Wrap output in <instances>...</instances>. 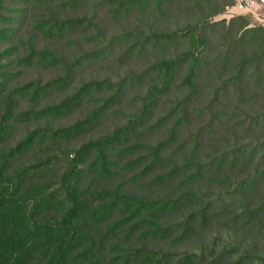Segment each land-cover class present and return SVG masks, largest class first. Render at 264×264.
<instances>
[{"label": "trees", "instance_id": "1", "mask_svg": "<svg viewBox=\"0 0 264 264\" xmlns=\"http://www.w3.org/2000/svg\"><path fill=\"white\" fill-rule=\"evenodd\" d=\"M27 1L45 12L37 30L66 41L71 53L30 41L20 55L16 46L2 48L13 31L0 28V264H264V26L243 15L210 22L205 7L213 0H191L195 22L179 20L168 32L152 21L146 33L142 13H161L169 2L106 0L122 27L108 36L95 17L60 15L85 0ZM185 1L177 0L176 14L191 11ZM123 44L124 58L152 46L165 57L118 80H78L84 65ZM37 66L59 75L16 83ZM171 93L172 108L150 124ZM129 94L140 104L132 113L119 107ZM84 107L82 118L55 126ZM110 115L127 120L72 148ZM27 123L42 125L11 145ZM185 127L188 137L174 147ZM162 129L154 144L137 140ZM158 240L172 250L149 245Z\"/></svg>", "mask_w": 264, "mask_h": 264}, {"label": "rangeland", "instance_id": "2", "mask_svg": "<svg viewBox=\"0 0 264 264\" xmlns=\"http://www.w3.org/2000/svg\"><path fill=\"white\" fill-rule=\"evenodd\" d=\"M60 1L63 0H54L53 6L58 5ZM165 2H169L166 4L168 9H164L161 13H142V15L145 16L143 20L146 22L143 25V29L144 31H146V33H149V30L151 28L150 23L152 21L157 23L155 25L156 28L160 27L161 29L170 32L172 31V29H174L179 20H182L180 21L181 25H186L189 23H193L198 19L197 11L192 10L194 7L193 1H185L184 7L186 9H190L191 11L185 13L184 15H178L174 10L177 0H165ZM226 2H233V5L225 7L221 14L215 17H210V14L216 9H222L223 5ZM240 4H243L245 8L240 9ZM106 7V0H85L81 4H77V6H75L74 8L65 7L63 9H60L59 13L64 18L95 17L99 21L101 27L105 29L108 36L117 34L120 35L122 33V27L117 24L115 20H112L110 18ZM205 8L208 16V21L210 22L220 23L222 21H226L228 24V22L234 17L243 15L247 17L252 27L258 25L264 26V0H213L212 5L210 7L207 6ZM44 13V10L38 7L36 4L32 3V1L26 2V0H3V3L0 4V28L12 29L13 35L11 37V43H6L2 45V48L13 45L18 48V54L23 55L26 53L27 44L31 41L34 43L35 48L38 50L49 49L51 51H58L60 53L65 54L71 53V50L67 48L68 45L66 41L48 39L37 30L36 23L40 18L43 17ZM213 32L214 33L212 34L213 36L211 39L213 47L216 48L217 45H219L221 27H215L213 29ZM82 37L84 36H76V38L81 40V43L84 45L85 48H91L92 46L87 44L89 42L85 41ZM128 46V44H123V46L115 48V50L110 54V56H108L103 61H97L93 62L92 64L84 65L79 72L78 80L82 79L84 81H91L101 80L104 78L118 80L120 77L126 76L128 71L140 72L141 70L146 69L149 64L155 62L159 58L165 57V53H163V49L161 47L152 46L151 50L147 55H136L133 58H124L125 55L123 54V52ZM167 53L172 55V47L168 50ZM58 75L59 70L57 69H50L46 66H37L31 69H26L23 74L19 77V79L16 80V83L25 84L29 81L34 80H42L43 82H45L46 80L57 77ZM207 84L212 85L210 79H208ZM145 88L146 87L142 88L141 94L145 91ZM209 90L210 89L208 88L205 94L203 95V104H205L207 100H209ZM56 100L57 99H51L48 101V103L50 101ZM139 105V102L134 100V95L129 94L126 97L124 103L119 107L123 109V111L126 113H132L137 109ZM173 105L174 97L172 96V93L161 98L158 107L154 110L155 116L153 119H151L150 124L156 122L157 119L166 115ZM28 107L29 106L27 105V103L24 102L21 106V109L24 110ZM86 109L87 107H84L69 118L62 120L61 122H56L55 126H67L72 124L77 119L82 118V116L84 115V110ZM126 120L127 117L125 116L110 115L101 125L97 126L92 132L82 136L80 139L75 141L72 148H79L83 143L91 139H97L98 137L107 135L116 127L123 125ZM171 123L169 125H171ZM40 125L42 124L27 123L18 126L13 133V138L10 141V144L15 145L27 134L28 131L34 130ZM189 131V127H185L180 131V136L174 144V147H177V145L181 141L188 137ZM164 137L165 133L164 129H162L160 131L158 130L149 134L145 133L142 138H139L137 140L147 144H154L158 139ZM210 238L211 237L207 239ZM144 242L147 243L146 241ZM149 245L157 249L172 250V242H164L158 240L155 243ZM175 247L178 248V246ZM178 249L185 250L188 248L181 247Z\"/></svg>", "mask_w": 264, "mask_h": 264}, {"label": "built area", "instance_id": "3", "mask_svg": "<svg viewBox=\"0 0 264 264\" xmlns=\"http://www.w3.org/2000/svg\"><path fill=\"white\" fill-rule=\"evenodd\" d=\"M247 6H248V4H247ZM240 9H244L245 8V6L243 5V4H240Z\"/></svg>", "mask_w": 264, "mask_h": 264}]
</instances>
